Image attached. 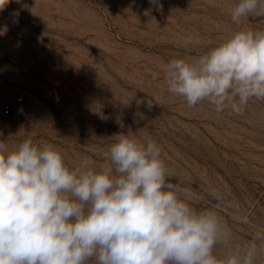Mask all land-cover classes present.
I'll return each instance as SVG.
<instances>
[{
  "label": "rangeland",
  "instance_id": "374dc122",
  "mask_svg": "<svg viewBox=\"0 0 264 264\" xmlns=\"http://www.w3.org/2000/svg\"><path fill=\"white\" fill-rule=\"evenodd\" d=\"M238 2L10 0L0 11V140L50 143L74 169L84 157L103 163L117 133L150 137L170 182L189 190L197 211L217 215V259L242 258L254 244V264H264V100L240 114L207 100L189 107L164 71L235 32L264 30V15L231 20ZM17 96L26 116H5Z\"/></svg>",
  "mask_w": 264,
  "mask_h": 264
},
{
  "label": "clouds",
  "instance_id": "9594fccd",
  "mask_svg": "<svg viewBox=\"0 0 264 264\" xmlns=\"http://www.w3.org/2000/svg\"><path fill=\"white\" fill-rule=\"evenodd\" d=\"M9 3L0 0V11ZM252 13L264 15V0L230 9L237 24ZM164 71L168 91L189 107L207 100L217 113L240 114L250 99L264 100V30L235 32ZM114 137L103 163L84 157L74 169L50 143L0 140V264H254V244L242 258L217 259V215L197 211L189 190L170 182L150 137Z\"/></svg>",
  "mask_w": 264,
  "mask_h": 264
},
{
  "label": "built area",
  "instance_id": "2783aa9c",
  "mask_svg": "<svg viewBox=\"0 0 264 264\" xmlns=\"http://www.w3.org/2000/svg\"><path fill=\"white\" fill-rule=\"evenodd\" d=\"M23 96H17L3 105L2 112L5 116L17 115L20 117L26 116V111L23 108Z\"/></svg>",
  "mask_w": 264,
  "mask_h": 264
}]
</instances>
